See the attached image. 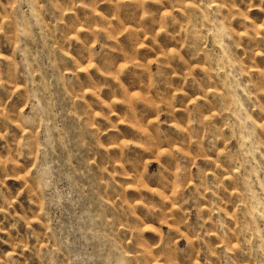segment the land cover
Masks as SVG:
<instances>
[{"label":"rangeland","instance_id":"rangeland-1","mask_svg":"<svg viewBox=\"0 0 264 264\" xmlns=\"http://www.w3.org/2000/svg\"><path fill=\"white\" fill-rule=\"evenodd\" d=\"M0 264H264V0H0Z\"/></svg>","mask_w":264,"mask_h":264}]
</instances>
